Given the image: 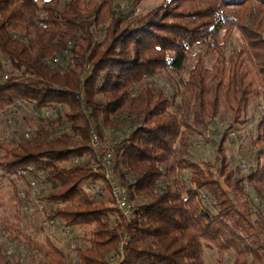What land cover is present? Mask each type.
Masks as SVG:
<instances>
[{
	"label": "trees",
	"instance_id": "16d2710c",
	"mask_svg": "<svg viewBox=\"0 0 264 264\" xmlns=\"http://www.w3.org/2000/svg\"><path fill=\"white\" fill-rule=\"evenodd\" d=\"M143 1L0 0V53L19 71L3 81L0 62V118L16 128L22 116L30 131L0 143L14 207L13 220L0 217V264H206L203 243L215 264H264V0H162L137 12ZM257 109L245 175L224 147ZM103 129L126 130L114 169L128 220L110 197L83 191L103 179L89 147ZM207 132L218 167L192 155ZM27 168L45 177V219L81 231L71 256L21 230Z\"/></svg>",
	"mask_w": 264,
	"mask_h": 264
},
{
	"label": "rangeland",
	"instance_id": "374dc122",
	"mask_svg": "<svg viewBox=\"0 0 264 264\" xmlns=\"http://www.w3.org/2000/svg\"><path fill=\"white\" fill-rule=\"evenodd\" d=\"M116 1L119 8L124 10L130 6V1L132 0H116ZM161 2L162 0H144L140 4V6H138L137 12H145L149 9L158 6ZM238 43H239L238 35L237 33H235L233 37V45H237ZM207 47L208 46L206 45H200L195 48H192L190 64L194 62L196 55L200 52H204L207 49ZM212 63H213V58H209L206 62V65L211 66ZM259 113L260 111L257 109L252 119H248L245 123L235 126L234 130H232L235 134V137H233L232 139L226 138V143L224 147L226 151V155L229 157V159L233 158L235 160L236 156H240L241 158H243L242 156L246 157L248 159L247 161L248 167H251L254 164L252 155H253V149H255V147L252 145V141L255 138L256 123L254 124L253 122L254 121L257 122V116ZM18 120L19 123L16 127V130L19 136L20 134L23 133L26 127L29 126L23 123L22 116H20ZM229 125H230V120L228 119L219 120L218 124H215L213 128L215 129L214 133L216 134V136L223 135L225 129ZM30 128H32V126ZM8 132L9 131L6 125L5 118H0V139L3 138L2 142L8 141V139L5 138ZM229 132L227 133L229 134ZM125 134H126V130H119V131L113 130L112 134H110L107 137L106 143L110 145L115 144V146H117V144L119 143V141L123 139ZM209 135L211 136L212 132H210ZM207 140L208 143H205L203 141H199L195 143L193 146L192 155L197 160L198 159L207 160L209 162H212L214 166L218 167L219 160L217 153V144L211 140V137L210 139ZM233 166H234V162H233ZM19 187H22V185H19ZM45 189H47V186H45ZM11 194L12 193L10 188L8 187V183L5 182V185L0 187V217L4 216L6 218H9L10 220H13L14 207L11 201ZM106 197L107 196H104L105 199ZM36 199H37V203L44 204V202L41 201V196L37 197ZM25 206L28 207L29 212L25 213L24 211H22L21 230L25 233L30 234L37 241H42L45 237H49L54 244L62 247L69 254V256H71L72 251L69 240L60 237V231H61L60 227L56 228L54 234H50L48 232V229L44 224L45 214L37 210L36 200H32L30 203H28V205ZM75 236L80 244L79 237L81 236V231H77L75 233ZM21 253L23 254L24 251L21 250ZM203 258L206 264H215V259H216L215 251L207 243H203ZM225 263H227V260Z\"/></svg>",
	"mask_w": 264,
	"mask_h": 264
},
{
	"label": "built area",
	"instance_id": "2783aa9c",
	"mask_svg": "<svg viewBox=\"0 0 264 264\" xmlns=\"http://www.w3.org/2000/svg\"><path fill=\"white\" fill-rule=\"evenodd\" d=\"M68 46H70V43H68ZM66 53V52H65ZM0 62L3 65L4 68V74L2 76L3 81L8 80L11 73L18 74L19 71L17 69L12 68L11 63L8 59H6L2 53H0ZM59 62V58H55L52 60L53 64H56ZM6 125L8 128V134L5 136L6 139H15L17 138V130L15 128L14 119L11 116H8L6 118ZM113 129H103L102 133L99 134L96 131L92 130L90 133L89 138V147L93 156L92 162H91V169L93 173L101 174L103 177L102 180L96 181L94 183H88L83 185V191L89 196H96V197H104L108 196L112 199V207L115 208L119 214L124 219L131 218L134 206L130 204L127 200L125 186L121 182V180L116 176V172L114 169V158L116 155V146L115 144H108L106 143L107 137L112 134ZM25 139L30 138V131L25 130L23 134ZM205 137L207 139L210 138L209 133L207 132ZM235 137V134L233 131H230L229 134H227L226 138L232 139ZM223 135H219L218 140L222 139ZM3 138L0 139V143L2 142ZM87 159V156H85ZM236 163L239 166V169L242 174H247L249 171V167L247 165V162L241 158L240 156L235 157ZM21 176L26 178L29 189H30V195L32 200H36L37 204V210L39 212L44 211L45 205L37 203V197L40 194V192L45 188V177L40 171H34L32 168H27L23 171H21ZM106 187L107 190L103 191L102 188ZM20 198H25V193H20ZM23 211L25 213L29 212V209L27 206L23 207ZM44 224L48 229V232L50 234H54L57 227L61 228L60 231V237L64 239H68L71 251L75 250V248L78 246V241L75 236L71 232L70 229L64 227L63 225L59 224L56 220H48L44 219ZM115 226V223H114ZM126 243V238L123 240L122 244ZM119 251H122V245L119 248ZM111 261H114V259H111Z\"/></svg>",
	"mask_w": 264,
	"mask_h": 264
}]
</instances>
